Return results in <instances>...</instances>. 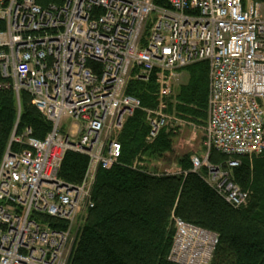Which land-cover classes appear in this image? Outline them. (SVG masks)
I'll list each match as a JSON object with an SVG mask.
<instances>
[{"label": "built area", "instance_id": "2783aa9c", "mask_svg": "<svg viewBox=\"0 0 264 264\" xmlns=\"http://www.w3.org/2000/svg\"><path fill=\"white\" fill-rule=\"evenodd\" d=\"M164 2L0 0V74L9 78L1 86L28 91L51 122L43 139L29 127L13 133L1 159L0 264H69L96 172L118 163L125 120L144 111L147 141L191 124L166 101L187 65L208 63L206 148L228 155L227 168L239 164L234 156L264 151V0ZM152 72L158 102L147 109L126 88ZM67 151L88 156L79 184L58 177ZM191 160L228 203H245L227 168L207 154ZM43 215L66 225L51 228ZM173 227L168 260L207 264L218 235L176 217Z\"/></svg>", "mask_w": 264, "mask_h": 264}, {"label": "trees", "instance_id": "16d2710c", "mask_svg": "<svg viewBox=\"0 0 264 264\" xmlns=\"http://www.w3.org/2000/svg\"><path fill=\"white\" fill-rule=\"evenodd\" d=\"M155 2L168 7L164 0ZM180 70L188 78L166 98L167 111L202 125L207 116L208 63L198 61ZM7 81L0 74V162L13 133L29 127L31 136L43 139L51 128V122L31 103L30 93L16 94L12 87L1 86ZM157 91L154 72L146 80L129 81L126 88L147 109L156 107ZM177 127L165 126L147 141L144 111L136 110L125 120L118 136V163L96 172L93 206L84 213L69 264H176L167 258L173 217L218 235L207 264H264V151L234 156L239 164L227 168L228 155L208 150L207 161L227 168L233 183L246 194L245 203L234 206L204 180L205 167L193 170L191 153L176 155ZM145 160L173 162L177 170H150L142 165ZM87 163V155L67 151L58 177L79 184ZM42 219L51 228L66 225L46 215Z\"/></svg>", "mask_w": 264, "mask_h": 264}, {"label": "rangeland", "instance_id": "374dc122", "mask_svg": "<svg viewBox=\"0 0 264 264\" xmlns=\"http://www.w3.org/2000/svg\"><path fill=\"white\" fill-rule=\"evenodd\" d=\"M208 86H209V76H208ZM193 124L194 123L187 124L185 122H181L179 125L177 124L178 125L177 128H179V130L177 136L173 139L174 150L176 152V155L191 153L192 156L204 158L205 156L204 135H202L203 133L199 129V126L195 124H194L195 126H192ZM168 127L172 128L174 127V125ZM119 133L120 132L117 133V137L119 136ZM143 164L147 165L150 170L156 168L158 171L173 172L176 169L175 163L173 162L168 164L156 160H148V161L145 160L142 163V165Z\"/></svg>", "mask_w": 264, "mask_h": 264}, {"label": "crops", "instance_id": "0c3cea01", "mask_svg": "<svg viewBox=\"0 0 264 264\" xmlns=\"http://www.w3.org/2000/svg\"><path fill=\"white\" fill-rule=\"evenodd\" d=\"M187 78H188V76H187V73L185 72V71H182V70H180L179 71V76H178V78H177V80H175L174 81V85H173V90H172V92L174 91V89L175 88H178V86L179 85H181V84H183V83H185L186 81H187ZM208 96V95H207ZM191 122V121H190ZM193 122H191V124H192ZM195 125H197L196 123H194ZM193 124V125H194ZM192 125V126H193ZM188 126H190V125H188ZM199 126V129H200V125H198ZM201 130V129H200ZM202 131V130H201ZM203 135V134H202ZM204 149H205V155L206 154H208V149L205 147V145H204ZM177 168V167H176ZM175 170H177V169H175Z\"/></svg>", "mask_w": 264, "mask_h": 264}, {"label": "bare ground", "instance_id": "6f19581e", "mask_svg": "<svg viewBox=\"0 0 264 264\" xmlns=\"http://www.w3.org/2000/svg\"><path fill=\"white\" fill-rule=\"evenodd\" d=\"M233 184H234V183H233ZM234 185H235V184H234ZM227 188H228V187H227ZM227 188H226V189H227ZM215 189H216V188H215ZM216 190H217V189H216ZM217 191H218V190H217ZM218 193H219V192H218ZM91 202H92V206H93V200H92V199H91ZM92 206H91V207H92ZM88 208H90V207H88ZM64 222H65V221H64ZM65 223H66V222H65Z\"/></svg>", "mask_w": 264, "mask_h": 264}]
</instances>
